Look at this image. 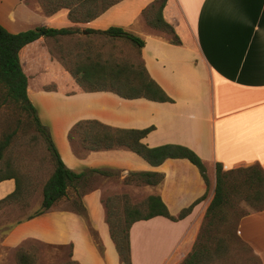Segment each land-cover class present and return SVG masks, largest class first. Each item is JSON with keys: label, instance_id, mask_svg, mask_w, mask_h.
<instances>
[{"label": "crops", "instance_id": "crops-1", "mask_svg": "<svg viewBox=\"0 0 264 264\" xmlns=\"http://www.w3.org/2000/svg\"><path fill=\"white\" fill-rule=\"evenodd\" d=\"M137 2L141 16L144 8L159 0ZM119 4L120 0L94 17L76 20L69 18L65 7L45 12L38 0H0V24L10 32L39 25L72 29L69 34L40 36L28 43L21 65L28 78L27 95L43 123L47 114L48 124H44L62 160L76 172L85 171L76 187L71 185L70 189L75 194L81 192L88 217L87 222L73 210L50 208L12 227L2 240L8 247L34 238L71 244V258L79 264H125L110 237L103 191L117 171L121 179L132 172L130 182L141 184L147 195H159L172 215L204 196L181 219L156 215L137 220L129 228L131 264H179L191 251L213 197L215 164L220 163L223 169L258 164L264 170V0H166L162 16L177 35V43L141 16L137 36L144 44L134 46L137 60L143 61L149 77L172 101L125 98L110 90L89 91L76 82L70 88L55 81L49 86L51 79L68 74L50 61L43 63L38 55L40 51L46 53V47L40 46L47 39L55 41L64 36L75 47L85 46V56L97 55L104 60L109 45L105 47L103 39L105 36L108 44L110 37L89 29L119 26L105 17ZM97 36L101 39L94 40ZM51 99L53 106L46 108ZM81 119L118 128L151 126L140 141L149 147L173 143L192 149L206 166L208 186L186 158L168 157L151 165L124 146L89 150L77 140L71 142L68 132ZM140 172L146 174L137 175ZM14 187L13 178L1 180L0 198ZM87 223L101 239L102 252L93 243ZM236 235L248 247L252 264H264V209L241 216Z\"/></svg>", "mask_w": 264, "mask_h": 264}, {"label": "trees", "instance_id": "trees-1", "mask_svg": "<svg viewBox=\"0 0 264 264\" xmlns=\"http://www.w3.org/2000/svg\"><path fill=\"white\" fill-rule=\"evenodd\" d=\"M118 0H46V10L55 11L61 7L68 8V15L71 19H86L96 16L100 11ZM166 0H159L158 4H150L142 11L147 23L155 29L170 35L169 40L177 43L179 39L174 33L170 24L162 16V8ZM90 32L108 35L113 39L129 40L135 47H141L144 40L122 28L121 26H109L105 30ZM72 32L71 28H52L44 25L35 26L30 29L10 32L0 24V87L3 88L2 98L4 101H11L24 111L35 130L41 135L50 154L53 169L41 187V201L38 208L23 220L33 218L48 211L57 201L68 197L70 186L76 187V183L85 175V171L76 172L69 168L62 160L59 151L52 139L49 127L44 124L38 115L36 107L27 95L28 78L23 71L21 58L25 54L26 45L40 36L59 37ZM137 59V58H136ZM110 60V61H109ZM102 62L99 56L89 54L84 60L75 63L73 75L76 82L85 90H110L125 98L146 97L158 101H172L165 94L159 85L149 77L142 60L130 61L122 57H113V60L105 58ZM106 62V63H105ZM151 126L134 129L118 128L105 125L94 119H81L76 121L68 132V139L78 141L89 150L107 149L116 146H124L144 158L151 165H158L164 159L186 158L199 170L202 178L208 186L206 166L203 160L190 148L173 143H166L149 147L140 139L145 136ZM15 131L12 130L0 138V158L10 144ZM7 166V165H6ZM103 175H109L105 170L93 169ZM146 173L140 172L137 175ZM147 174H149L147 172ZM130 172L125 181L132 178ZM215 186L213 197L207 206L204 214L202 227L196 237L190 252L179 264H209L213 258L223 255L224 239L218 236L219 224L227 222L226 208L233 207L232 195H236L252 206L255 210L264 209V170L253 164L246 167L223 169L220 163L215 164ZM13 178L15 187L12 192L0 198V208L12 203L25 205L28 193V184L13 170H1L0 181ZM84 191V190H82ZM75 194V193H74ZM81 192L75 194L74 202L78 206L75 212L80 213L86 221L88 220L85 208L80 200ZM204 197V196H202ZM195 199L191 204L182 208L177 215L169 213L167 206L159 195L149 194L138 203H130L128 198L123 197V215L119 216L118 210L112 198L108 196L103 199L106 207V221L109 226V233L119 259L125 264H131L129 228L133 222L141 219L161 215L170 220H178L185 217L192 210L193 206L202 198ZM248 213V212H247ZM247 213L238 216L239 218ZM18 220L7 228V232L17 223ZM88 222V221H87ZM88 224L93 243L100 252L103 245L97 232ZM69 246L72 248L71 244ZM71 257V254H70ZM15 264H35V257L18 248ZM65 264H79L72 258Z\"/></svg>", "mask_w": 264, "mask_h": 264}, {"label": "rangeland", "instance_id": "rangeland-1", "mask_svg": "<svg viewBox=\"0 0 264 264\" xmlns=\"http://www.w3.org/2000/svg\"><path fill=\"white\" fill-rule=\"evenodd\" d=\"M38 4L42 10L48 12L46 10V0H38ZM139 4L140 2H137V0H120V4L117 6L118 8L116 7L110 10L105 15L107 22H114L115 25L124 27L127 31L137 35V32H139L137 31V27L139 26L140 18L141 16L144 18L142 12L141 16L140 12H138L137 5ZM66 38L67 37L63 36L55 41L47 39V42L39 48L42 49L46 47V53L40 54V51L38 55L43 63L50 61L55 64L57 70L62 68L67 72L68 76H71V79L68 76H64L60 79L57 77L51 79L49 86H52L54 84L53 81H55L63 85L65 84L67 88H70L72 82H76V78L72 72L74 71L75 63L85 59V46L75 47L73 42ZM96 39L98 40L101 38L98 36L94 37V40ZM105 40L104 36L103 43L105 47L109 45V55H106L104 48V56H107L111 61L113 57H122L130 61L137 60L136 48L129 40L123 38H110L108 44H106ZM90 56L93 57L92 55ZM23 58L25 59L24 56ZM36 59L37 57L31 60L33 61ZM99 60L104 62L100 57ZM29 61L30 59H27L26 66L29 65ZM33 81H36V79L32 78V82ZM3 91V88L0 87V138L3 134L12 130L15 131V134L0 158V173L1 170L5 169L13 170L23 179V183L25 182L28 184L29 190L26 195L25 201L27 203L25 205L12 203L0 208V264H15L18 248H22L31 253L35 257V264H65L71 259V247L67 243H48L34 238H26L15 247H8L2 243L4 236L8 233L6 230L10 225L18 220H23L38 208L41 201L42 184L53 169L50 154L46 149L43 138L35 130L32 123H30L24 111L13 102L3 100ZM50 101L49 104L46 102V108L53 106L54 101L52 99ZM40 109L44 115L45 110L42 106H40ZM45 115L48 117L46 113ZM46 117L44 116V123L48 124V119ZM75 148L79 150L78 145H75ZM116 173V175L110 178V182L105 184L103 196L104 198L108 196L113 199L114 206L116 210H118L119 216L122 217L124 208L123 197L128 198L130 203H138L147 196L148 190H145L139 183L135 186L133 182H130V179L127 181L121 179L118 176V171ZM235 198L236 195H232V202L234 201L235 203L234 206H228L226 208L225 215L227 222L218 223L220 226L218 236L223 237L225 250H223V255L221 257H214L209 264H252V255L248 247L236 235V225L239 215L255 209L240 197H238L237 200H235ZM75 199V194L70 189L68 197H63L61 200L57 201L51 207V210H76L78 206L74 202ZM78 214L85 219L80 213ZM143 240L147 241L146 238ZM149 241L151 242L150 246H153L152 240Z\"/></svg>", "mask_w": 264, "mask_h": 264}]
</instances>
